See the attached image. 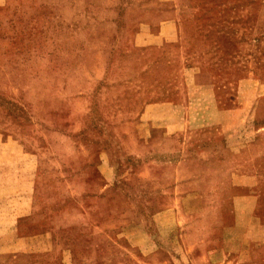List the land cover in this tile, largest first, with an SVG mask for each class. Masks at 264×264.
Listing matches in <instances>:
<instances>
[{
    "label": "rangeland",
    "instance_id": "374dc122",
    "mask_svg": "<svg viewBox=\"0 0 264 264\" xmlns=\"http://www.w3.org/2000/svg\"><path fill=\"white\" fill-rule=\"evenodd\" d=\"M0 264H264V0H0Z\"/></svg>",
    "mask_w": 264,
    "mask_h": 264
},
{
    "label": "crops",
    "instance_id": "0c3cea01",
    "mask_svg": "<svg viewBox=\"0 0 264 264\" xmlns=\"http://www.w3.org/2000/svg\"><path fill=\"white\" fill-rule=\"evenodd\" d=\"M160 124H156L155 126H159ZM152 126H154V125H152ZM161 126V125H160ZM7 253V252H9V253H11L10 251H8L7 249L5 250V251H1V253ZM8 254V253H7Z\"/></svg>",
    "mask_w": 264,
    "mask_h": 264
}]
</instances>
